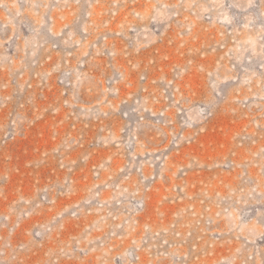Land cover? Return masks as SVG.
<instances>
[{
    "label": "rangeland",
    "instance_id": "1",
    "mask_svg": "<svg viewBox=\"0 0 264 264\" xmlns=\"http://www.w3.org/2000/svg\"><path fill=\"white\" fill-rule=\"evenodd\" d=\"M1 95L0 264H96L119 201L188 263L239 264L173 234L264 205V0H0Z\"/></svg>",
    "mask_w": 264,
    "mask_h": 264
},
{
    "label": "built area",
    "instance_id": "2",
    "mask_svg": "<svg viewBox=\"0 0 264 264\" xmlns=\"http://www.w3.org/2000/svg\"><path fill=\"white\" fill-rule=\"evenodd\" d=\"M10 99V96H0L2 103ZM9 115L13 116V111ZM242 192L249 193L252 198L262 195L258 186L252 188V191L243 189ZM123 203L119 201L114 207L103 209V215L93 225L95 235L90 239L86 238L87 241H96L101 253L96 257V264H160L164 260H172L175 264H229V258L223 252L215 263H209L206 259L202 261L199 257L188 263L185 257L168 250L175 244L165 235L167 231H153L148 224L138 229L140 223L133 218L142 211L144 201H138L135 208L123 206ZM263 206L259 201L243 204L238 202L237 205L227 206L222 212L228 222L221 226L215 224L211 213L200 217L195 208H191L193 215L198 218L194 227L186 233L176 231L173 235L181 241H240L236 249L239 257H234L233 262L235 260L239 264H258L260 249L264 243V226L261 231ZM207 210L210 211L211 208ZM62 216L63 214L54 217L53 221L44 225L47 231H51L57 218ZM75 241H84V236L75 237ZM212 246L213 243L210 244ZM209 255L212 256V253Z\"/></svg>",
    "mask_w": 264,
    "mask_h": 264
}]
</instances>
